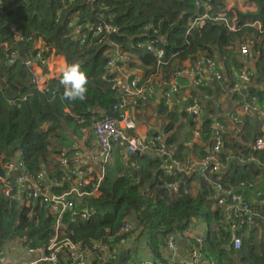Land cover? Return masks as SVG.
Listing matches in <instances>:
<instances>
[{
    "label": "trees",
    "instance_id": "1",
    "mask_svg": "<svg viewBox=\"0 0 264 264\" xmlns=\"http://www.w3.org/2000/svg\"><path fill=\"white\" fill-rule=\"evenodd\" d=\"M223 1L96 0L91 3L87 0H65L64 7L57 9L54 0H1L0 44H5L7 48L0 47L1 165L13 160L15 154L20 152L26 170L36 175L40 161L44 160L49 150L48 134L42 129L44 124L58 127L63 120L73 123V119L64 112L68 108L72 115L85 116V125L92 126L96 120L90 121L91 111H108L112 108L116 100L112 86L105 81L108 60L104 54L106 42L134 54L145 68L147 65L155 67V63L140 45L160 38L165 44L160 43L158 47L163 48L169 58L162 70L173 60L193 63L201 59H214V51L224 54L229 47L241 43H254L255 49L264 45V40L257 43V39L264 35V0H247L255 5L254 12L234 10L240 25L246 21H257L261 25V32L255 28H243L239 32L229 33L223 25L208 21L184 35L187 23L202 14L206 4L212 5L218 12L224 6ZM75 14L79 23L107 22L115 31L112 34L102 32L96 37L91 35L82 43L72 33ZM98 14H102L99 21L96 20ZM16 33L23 37L44 35L56 52L65 57L67 64L78 63L87 77L84 99L69 100L64 94L54 99L39 96L35 92L29 68L22 63L24 50L14 44ZM99 39L102 42L98 43ZM13 51L17 52V58L11 61L9 55ZM51 86H56L55 81ZM211 88H200L194 94L209 96ZM23 95H29L26 102L9 103ZM252 96L258 98L260 106L264 104V90L249 86L246 99ZM157 111L167 114L172 120L166 128L164 145L170 150L175 145L179 155L174 157L183 163L185 155L182 153L188 149L186 144L191 141L192 134L181 141L174 131L176 118L172 112L169 113L164 105ZM204 119L198 122L204 135L200 140L211 145L213 118ZM189 126L195 129L196 123L192 117L189 118ZM204 150L200 149L202 158L207 154ZM247 154L249 152L235 156L247 159L250 157ZM130 157L136 168L118 177L106 171L99 186V197L88 199L89 208L94 209L96 215L78 223L80 230L73 237L75 241L87 243L89 240H101L108 248L104 261L98 253L90 258V264H144L147 261L168 264L162 256L167 239L172 237L175 241H181L193 220L200 219H204L207 228L199 249L200 264H264V234L255 230L256 234L248 237L241 235L240 249L234 251L230 245L232 232L221 210L212 212L207 206L206 202L214 199L211 184L214 174L196 176L194 173L200 174L197 167L189 175V180L182 183L176 174H163L162 162L155 155L145 153ZM218 157L223 164L219 172L226 189L235 181L252 180V173L238 167L230 155ZM195 179L200 182L201 190L192 197L190 185ZM174 184L179 185L175 193L170 190ZM54 225L55 219L44 206L30 204L22 207L0 191V252L14 240H20L25 247L43 249L54 232ZM137 244L144 246L143 253H138ZM148 257L151 260H143ZM58 264L68 262L61 257Z\"/></svg>",
    "mask_w": 264,
    "mask_h": 264
},
{
    "label": "built area",
    "instance_id": "2",
    "mask_svg": "<svg viewBox=\"0 0 264 264\" xmlns=\"http://www.w3.org/2000/svg\"><path fill=\"white\" fill-rule=\"evenodd\" d=\"M87 1L93 3L96 0ZM231 2L232 0L223 1L224 6L218 12H215L212 5L206 4L203 13L187 23L184 29V35H188L192 29L197 26H202L208 21L223 25L229 33L239 32L243 28H255L261 32V25L257 21H246L240 25L234 11L240 10L236 7H229V3ZM101 17L102 14H98L96 20L99 21ZM73 23L72 33L82 43L89 39L91 35L96 37L102 32H105V34H112L115 31L112 25L107 22L104 24L100 22L79 23L77 14L73 16ZM100 42H102V39L98 40V43ZM160 43L165 44L164 41L159 38L140 45L142 49L146 50L152 56L155 67L147 65L144 68L143 64L139 63V65L144 68L141 69L143 72V80L135 78L131 81L129 87L133 92L123 89L120 71L121 66L130 65L137 57L132 53L123 51L111 42L105 43V55L108 57L105 69L106 78L108 75L110 83L113 84L115 94L118 95V101L112 106L110 112L115 113L117 117L113 118L99 115L93 125L92 131L96 138L97 146L96 158L100 163L102 171L100 175L91 182L92 184H85L86 172L80 168V164L78 162H73V166H71L66 155L62 153L59 154L58 159L60 165L66 170L67 180L71 182L75 180L80 183V186L66 190L63 180H54L52 184L59 190V194H50L45 174L40 172L35 177L31 176L27 172L26 166L22 160L16 159L6 165L5 176L0 178L1 193L7 198L18 202L21 206L25 205V207H28L30 204L36 203L44 206L46 212L55 219V225L54 234L48 239L45 248L35 249L25 247L20 240H14L10 245L17 253L16 256L20 258V261H11L7 258L3 250L0 252V264H58L59 258L61 257H64L68 264H90V256L95 257L98 253L102 255V261L105 260L108 248L104 246L101 241L91 240L85 243L84 241H73L69 237L61 238V235L63 224L67 220L68 215L77 225L79 222L87 221L95 215L94 209L87 210L91 208L85 205L84 209L80 210L81 207L77 208V199L90 198L94 196L95 193H99L100 183L103 181L107 167H109L111 163L114 149L121 151L124 157L145 153L155 155V157L162 162L163 174L189 175L193 170L195 171L197 167V171L204 177L206 173L210 175L214 174L215 178L211 182L214 190V199L226 221L230 223L241 220V222L248 227L255 224V220L258 218L255 210L251 208L240 195L226 191L222 182V175H217L220 173V168L223 167V164L218 160V155L223 145L219 129L221 126L218 124L211 125L212 137L210 150L199 163L192 164L181 163L170 154L164 145V134L149 136L147 138L137 135L138 121L129 117L127 114L126 110L128 103L126 97H139L144 91H148V96H150L151 93L148 88L154 81L152 79L159 78L162 80L163 73H161V71L163 70L161 68L166 65L168 62L167 59L169 58L166 57L164 49L158 47ZM14 44L22 47L24 51H28V56L24 58L23 64L29 67L30 70L33 66H36L41 71V74L33 80L35 92L39 96L42 95L50 99L58 97L63 86L60 84L61 71L56 73L58 68L56 60L57 57L61 55L56 53L54 46L46 40L44 35L23 37L20 33H16ZM0 47L5 50L7 49L5 44H0ZM238 48L242 56H246L249 53L247 43L239 44ZM30 53H33V55L30 56ZM16 58L17 52H11L9 59L14 61ZM184 64L185 62H182L180 68L173 74L174 76L178 74L190 78L192 85L196 89L206 88L208 86L207 76H210L217 82H220L222 79L215 59L197 60L194 62V65ZM155 68H157L156 71ZM144 70H146L147 73H145ZM252 77L253 75L247 70H241L239 72V79L231 85L229 92L234 101L238 104L240 114L251 113L264 122V104L260 106L258 98L255 96L246 99ZM53 81H55L57 87L51 86ZM171 82H169V89L165 92L167 101H169L171 93L175 92L176 88L174 83ZM260 89L264 90V85H262ZM28 98L29 95H23L10 100L9 103L14 105L26 102ZM201 112L202 110L198 104V98L193 97L190 105L186 109V114L193 118L196 126L192 132L191 141L186 144L188 148H193L196 140L201 141V137L204 136L198 124V122H200ZM251 149L253 151L263 150L264 139L259 137L254 140ZM250 160L252 159L243 157L236 158L237 163L240 165H244ZM170 190L175 193L178 191V186L176 184L171 185ZM75 207L79 210L76 211ZM126 228L127 225L125 226V229ZM235 229V226H232V231ZM167 240L168 245L172 247V239L168 238ZM231 243L234 250L240 249L241 241L239 238L232 235ZM200 263L199 249L195 247V249L192 250L191 264ZM144 264L153 263L147 261ZM168 264L180 263L171 262Z\"/></svg>",
    "mask_w": 264,
    "mask_h": 264
},
{
    "label": "crops",
    "instance_id": "3",
    "mask_svg": "<svg viewBox=\"0 0 264 264\" xmlns=\"http://www.w3.org/2000/svg\"><path fill=\"white\" fill-rule=\"evenodd\" d=\"M59 1L60 4H58ZM54 2L57 9L64 7L65 0H54ZM229 7H236L243 12H254L256 10L255 5L253 3L250 4V2L247 0H232V2L229 3ZM263 40L264 35L261 38L257 39V43L259 44ZM247 44L249 53L246 56L240 55L238 45L233 48L229 47L224 54H220L217 51H214V59L221 73L222 79L220 83L212 79L210 76H207L208 86L206 88L212 87L209 91V96H206L203 93L194 94L198 91V89H196L192 85L190 78L186 76H180L178 74L174 76L173 73L177 72V70L182 65V62L173 60L172 63H170L166 68L163 69L164 72L161 71V73H163L162 80H160L159 78L152 79L154 81L151 85H149L150 87L148 88L151 93L150 96H148V91H144L139 97H126L128 103L126 112L129 117L134 118L138 121V131L136 133L141 137L147 138L149 136L164 134V137L166 138V128L170 126L172 120L167 117V114H159L157 111L162 105H164L168 108V112H172L171 114H173V117L176 118V122L174 123V131H176V136H179L181 141L187 138L190 133L192 134L194 129H191L189 124H187L188 128L184 131L182 130V124L184 120H186V118L190 117L186 114V109L190 105L193 97L198 98V104L202 110L200 120H205L204 118L206 117H212L213 124H218L219 126H221L219 129L224 146L222 145V149L220 150L218 156L230 155V157L235 161L238 167H243L246 171L252 173V180L238 183L237 181H235V183L232 186H229L228 189L225 188L226 191L232 194L240 195L245 200V202H247L249 206L255 210V213L258 216V218L255 220V224L251 227L243 224L241 220L237 222H227L228 228L229 230H231L232 235L239 238L241 243V235H245L248 237L250 234H256L255 230H257L259 233L264 234V149L261 151H253L251 149L253 141L255 139L259 137H262L264 139V122H262L254 114H240L239 106L234 101L229 92L231 85L239 79V72L243 69L247 70L253 75L252 81L250 83L251 87L260 88L262 85H264V45L259 46V49H255L254 43ZM260 47H262V50H260ZM259 51H261V53H259ZM23 54L24 57L27 58L28 51H23ZM57 54L61 55L60 53ZM56 61L57 67L62 72V69L67 64V62H65L64 58L61 56H58ZM187 61L188 60L184 61V65H194V62L190 63L189 61ZM237 62L240 65L237 69H235L233 64H236ZM139 63L141 62L136 58L130 65L121 66L120 78L123 83V89H127L128 91L133 92V90L129 87L131 81L135 78L143 80V72L141 71V69L143 68L141 65H139ZM30 72L33 76V80L41 74V71L36 66H33ZM105 81L109 83L113 88V84L110 83L108 75ZM169 82L174 83L176 88L175 92L171 93L169 101H167L165 98V92L169 89ZM113 92L115 94L114 88ZM63 93L64 88H61L59 95H62ZM115 100L118 101L117 94H115ZM110 110L104 111L102 109H97L96 111H91L89 113V115L91 116L89 117L90 121L97 120L99 115L106 116V112L113 113L110 112ZM69 111L70 110L68 108L64 110V112L69 115V118L73 119V123L63 120L59 123L58 127L52 126L53 129L51 130V132H48L51 125L43 130L48 134L47 148L49 147V150L47 152V155L44 157V160L40 161L38 173L42 172L45 174L48 181L47 187H49L50 194L60 193L58 192L59 190L52 184L54 180H63L64 184L66 185V190H69L72 187L80 186V183L75 180H73L72 182L70 180H67L66 170L59 163L58 158L60 153L66 155L67 159L71 163V166H73V162H78L80 164V168H82L86 172L85 184H92L91 182H93V180L98 177L102 171L100 163L96 158V138L93 135L92 131L94 124L92 126L85 125V116H78L74 114L72 115ZM80 119L83 120L80 121ZM74 120L76 122H74ZM210 147L211 146L207 145L205 142L196 140L193 148H188L185 151L182 150V155H185L182 160L183 163H199L202 158L200 157V149H205V153H208ZM167 150L173 157L179 155L177 147H175V145L173 146V148H171V150ZM234 152L236 153L233 154ZM244 152H249L247 156H250L249 158H251L252 160L247 161L244 165H240L237 163L236 158L238 157L235 155L243 154ZM20 157H22L21 153L17 152L13 160H22V158ZM8 163H6V165ZM132 164V157H124V154H122L121 151L114 149L112 153V160L109 165V168H113L111 172L114 173V176H122L123 174L128 173L129 169L134 170L136 168V165ZM1 167L4 170V175L0 178H3L5 176V167H3L2 165ZM109 168L107 170V174H109ZM27 172L33 177L38 174L37 173L36 175H32L28 170ZM189 175H185V180L182 176H180V180L182 181V183L189 180ZM194 175L204 177L198 173H194ZM217 175H220V173H218ZM176 185L179 186L178 184ZM190 186L191 196L195 197L198 191L201 190L200 182L195 179L191 181ZM192 190L195 192L194 195L192 193ZM99 195V193H95L94 196L90 197V199H96L99 197ZM88 199L89 198L77 199L76 207H81L80 210L84 209V205L89 208ZM206 204L207 206H209V209L212 212L220 210L216 204L215 199H209ZM22 207H25V205H22ZM76 207L75 210L78 211L79 209H77ZM232 226H235L236 228L234 231H232ZM79 230L80 229L77 223L75 221H72V219L68 215L67 220L63 224L61 238L69 237L74 241L75 239H73V237L77 236ZM206 234L207 228L204 219L193 220L191 226L189 227V230L184 233V237L181 240L184 242L180 247V241L178 240L173 242L172 247L168 245V240L166 241L167 246H164V249L162 251L163 258L168 263L177 262L180 264H191L192 250L195 249V247H198V249H200L202 240L206 236ZM103 245L105 246L104 243ZM230 245L234 250L232 243H230ZM136 247H138V253L144 252L142 251V249L144 248L143 245L137 244ZM4 253L11 261H20V258L16 256L17 253L12 249L10 244L6 245ZM91 257L92 256H90V258ZM62 258L64 259V257ZM149 258L151 260V257L143 260L147 261L149 260Z\"/></svg>",
    "mask_w": 264,
    "mask_h": 264
},
{
    "label": "clouds",
    "instance_id": "4",
    "mask_svg": "<svg viewBox=\"0 0 264 264\" xmlns=\"http://www.w3.org/2000/svg\"><path fill=\"white\" fill-rule=\"evenodd\" d=\"M60 84L69 100H82L87 92V77L78 63L66 64L62 69Z\"/></svg>",
    "mask_w": 264,
    "mask_h": 264
},
{
    "label": "rangeland",
    "instance_id": "5",
    "mask_svg": "<svg viewBox=\"0 0 264 264\" xmlns=\"http://www.w3.org/2000/svg\"><path fill=\"white\" fill-rule=\"evenodd\" d=\"M58 4H60V1H59ZM104 54H106V49H105V51H104ZM61 57H63L64 60H65V62H66V59H65V57H64L62 54H61ZM233 66H234L235 69H237V68L239 67V64H233ZM59 72H60V69L57 68L56 73H59ZM189 118H190V117L186 118V120H184V122H183V124H182V130H184V131L187 130V128H188V125H187V124H189ZM48 126H50V124H46V125L44 124L43 127H42V129L45 130V128L48 127ZM49 128H50V130H52V129H53L52 125H51ZM187 137H189V136H187ZM1 159H2V157L0 156V161H1ZM3 167H6V163H5V165H3ZM108 168H109V167H107V170H108ZM112 169H113V168H111V167L109 168V175L114 176V173L111 172ZM110 172H111V173H110ZM192 193H193V195H194L195 192L192 190ZM221 214H222V216L224 217V215H223L222 212H221ZM224 218H225V217H224ZM225 220H226V219H225ZM226 222H227V221H226ZM53 234H54V232H53ZM53 234H52L51 236H53ZM51 236H50V237H51ZM169 238L172 239L173 242L175 241L174 238H172V237H169ZM183 242H184V241H180V242H179V247L183 244ZM183 246H184V245H183Z\"/></svg>",
    "mask_w": 264,
    "mask_h": 264
},
{
    "label": "water",
    "instance_id": "6",
    "mask_svg": "<svg viewBox=\"0 0 264 264\" xmlns=\"http://www.w3.org/2000/svg\"><path fill=\"white\" fill-rule=\"evenodd\" d=\"M106 116L113 117V118L117 117L115 113H109V112H106ZM3 175H4V170L2 169L1 162H0V177H2ZM176 175L182 176L184 180L186 179V176L184 174H176Z\"/></svg>",
    "mask_w": 264,
    "mask_h": 264
}]
</instances>
